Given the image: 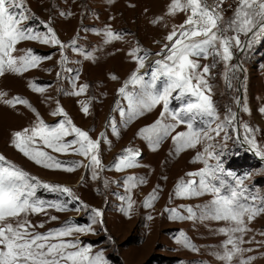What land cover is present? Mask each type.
Wrapping results in <instances>:
<instances>
[{
	"label": "rangeland",
	"instance_id": "obj_1",
	"mask_svg": "<svg viewBox=\"0 0 264 264\" xmlns=\"http://www.w3.org/2000/svg\"><path fill=\"white\" fill-rule=\"evenodd\" d=\"M22 3L23 8L18 11L29 17L23 21V27L31 29L34 35L48 37L49 42L20 40L13 55L19 58L31 50L32 55L40 58L37 65L19 73L6 67L0 75V93L5 94L0 96V155L35 178L32 183L39 182L35 199L43 202L44 210L9 218L0 222V226L27 222L29 232L41 235L72 228L71 235L50 242L76 245V249L69 251L89 247V255L102 253L105 264H241V261L264 264V212L251 220L245 216L246 230L242 233L221 232L222 228L234 227V222L201 217L204 206L214 199L213 193L184 197L175 194L181 179L198 181V177L186 175L204 168L203 159H194L198 154L211 165L217 163L214 157H207V150L219 156L222 178L228 182L221 193L242 191L247 197L242 203L264 207V161L251 156L236 138L237 126L241 139L256 155L264 153V111H261L264 109V36L256 38L240 33L243 47L233 46V56L227 65L211 55L193 57L201 69L215 61V67L210 68L205 79L211 87L218 118L209 121L185 113L186 121L191 120L212 139L202 138L195 147L178 151L173 136L187 131V123H177L169 115L161 117L162 102L134 119L121 117L118 109L127 111V100L118 94V89L138 69L130 55L133 49L138 48L140 56L147 53L145 66L139 68L138 74L146 80L151 78L154 62L166 54L162 49L171 43L166 37L174 27L179 30L184 12L169 14L171 0H22ZM237 4L235 0L233 9L223 15L226 21L233 18ZM48 28L60 44L50 42ZM108 31L119 38L108 37ZM234 34L231 30L227 33ZM81 85L88 86L86 91L73 95ZM37 88L42 91L34 90ZM128 90L132 91L133 86L129 85ZM17 97L27 103L15 102ZM189 99H178L174 93L169 111H176ZM6 100L13 103H5ZM80 101L89 104L87 114L81 110ZM57 104L76 127L99 141L96 154L102 167L91 165L90 156L81 155L71 147L67 152L46 148L38 138L35 146L61 162L62 167H44L15 148L14 132L31 129L40 120L53 127L65 119L63 114H53ZM229 110L235 114L232 124L219 135L210 131L209 125L216 128L229 115ZM157 119L165 125L175 124L167 135H161L158 143L155 136L150 141L139 134ZM113 125L118 135L113 133ZM73 139L75 134L65 137L66 141ZM128 150L138 153L135 166L117 170L116 164L129 154ZM237 179L242 180V185H237ZM44 184L67 187L71 195L45 188ZM153 193L156 198L146 207L145 200ZM129 197L132 208L125 215L122 209L127 207ZM53 205H62V210ZM188 207L193 209L195 218H187ZM173 209L175 215L170 211ZM80 227L90 230L75 231ZM230 235L236 239L240 252L229 261L222 257L226 249L232 248L225 244Z\"/></svg>",
	"mask_w": 264,
	"mask_h": 264
},
{
	"label": "snow or ice",
	"instance_id": "obj_2",
	"mask_svg": "<svg viewBox=\"0 0 264 264\" xmlns=\"http://www.w3.org/2000/svg\"><path fill=\"white\" fill-rule=\"evenodd\" d=\"M223 0H214L213 4H209L208 0H171L168 12L175 14L176 12L186 13V19L177 28L167 35L166 39L170 41V45H165L162 52L166 54L157 59L155 67L151 71V78L145 79L144 76L138 74L139 68H143L145 56L137 55L139 49H133L130 53L132 58L137 62L138 69L131 73L124 85L118 89V94L127 100V111L119 108L121 117H127L128 120L134 119L138 115H143L144 111L151 110L157 104L163 103V111L161 117L171 116L177 123H187V131L177 132L173 136L174 142L177 144V150L187 147H195L202 138L212 139L208 132L198 129L191 120H185V113L196 116L205 117L209 121L217 119L216 108L211 98V87L208 84L206 76L210 74V68L215 67V61L211 64H205L200 68L199 61L193 57L213 56L222 59L225 64L232 59L233 46L242 48L240 33L244 35L252 34L253 37L264 36V0H238L237 7L233 18L225 20L222 15L221 5ZM22 0H0V75H2L7 67L13 72L25 71L28 67H35L39 61V57L28 54L19 58L13 55L16 44L23 39H41L42 42L48 43V37H41L33 34L31 29L23 27V21L29 17L25 15ZM236 34L227 35L229 31ZM51 34L50 42L60 44L55 33L48 28ZM108 37L116 39L118 36L111 31L107 32ZM251 42H249V46ZM157 55H160L159 53ZM19 65V66H18ZM116 79L115 76L112 77ZM159 82V83H158ZM132 85L133 90L129 91L128 86ZM87 85H81L75 90L73 95H81ZM42 91V89H34ZM176 98L181 99L190 97V99L179 109L174 112L169 111V101L173 94ZM5 95L0 93V96ZM15 102L27 103L14 98ZM5 103L12 104V100H6ZM81 110L87 114L89 104L80 101ZM33 111H35L33 109ZM245 111L247 108L245 107ZM264 111V109H261ZM55 114H63L65 119L58 125L50 127L40 120L38 124L31 129L25 128L21 131L14 132L12 143L23 155L32 159L37 164H43L44 167H62L61 162L55 160L46 151L36 147L37 138L46 147L53 149L55 152H67L71 147L73 151L78 152L86 157L90 156L91 165L99 168L102 167L101 161L97 153L99 141L93 140L87 131L76 127L72 121L67 118L62 107L57 104ZM235 120V114L229 110V115L224 118L216 128L209 130L219 135L224 131L227 125H231ZM175 127V124L165 125L161 119H157L152 125L142 128L141 135L147 140L156 137L158 143L161 135H167L168 131ZM245 128L247 126L245 125ZM113 133L118 132L113 125ZM249 131H251L249 129ZM75 134V139L66 141L65 137ZM247 140L248 138L245 137ZM249 143L254 145L253 140ZM78 145L77 147H73ZM129 154L120 158L116 164L117 170L125 167H133L136 152L128 150ZM208 158H215L217 163L211 165L202 154H198L194 159H203L204 168L196 172H189V177H198L187 181L181 179L176 184L175 194L177 196H201L206 192L214 194V199L209 205H205L201 213L202 218L210 216L216 220H225L234 222L235 226L230 229L222 228L221 232H244V217L248 220L253 219L260 212H264V207H255L241 200H247L243 196L242 191L231 190L229 195H223L221 190L228 187V182L222 178L223 168L219 161V156L214 152L207 151ZM257 155L264 153L257 152ZM72 171V168L65 169ZM228 175H232L229 173ZM27 173L22 171L16 165L8 162L3 155H0V222H5L9 218H15L28 212L43 211V202L35 199V189L37 183H32ZM129 180L134 179L129 177ZM237 185H242V180L237 179ZM45 188L51 187L52 190H59L63 193L71 195V189L61 186H49L44 184ZM155 194L145 200V206L150 207L151 201L154 200ZM254 200L255 197H252ZM58 210H62V205H53ZM132 208V201L126 208L122 209L127 215ZM97 216L100 215L98 210L93 209ZM175 215V210H170ZM189 216L187 218H195V213L191 207L187 209ZM151 218V217H149ZM183 218V217H181ZM55 219V217H53ZM30 225L27 222H19L16 226L11 223H4L0 226V264H105L102 253H97L94 257L90 256L91 249L89 247H81L78 250L69 251L68 249H76V245L71 242L60 241L51 243L50 240L58 237L71 235L73 229L66 228L50 232L46 235L35 234L29 232ZM83 227L76 228L75 231H86ZM226 245H232L230 250L225 251V260H231L235 253L240 252L236 239L233 236L225 242ZM251 259V258H250ZM241 264H245L241 261Z\"/></svg>",
	"mask_w": 264,
	"mask_h": 264
},
{
	"label": "built area",
	"instance_id": "obj_3",
	"mask_svg": "<svg viewBox=\"0 0 264 264\" xmlns=\"http://www.w3.org/2000/svg\"><path fill=\"white\" fill-rule=\"evenodd\" d=\"M234 2L235 0H223V4L221 5V8H222V15L226 14L227 12H229L230 10L233 9L234 7ZM208 3L211 5L214 3V0H208ZM186 13H184V17L181 21V24H183V22L185 21L186 19Z\"/></svg>",
	"mask_w": 264,
	"mask_h": 264
},
{
	"label": "water",
	"instance_id": "obj_4",
	"mask_svg": "<svg viewBox=\"0 0 264 264\" xmlns=\"http://www.w3.org/2000/svg\"><path fill=\"white\" fill-rule=\"evenodd\" d=\"M238 100L240 101L241 100V94L239 95V98H238ZM239 106H237V108H238ZM236 125H237V123H236ZM236 130H237V134H236V138L238 139V141H239V143H240V145H241V147L242 148H244V149H246L247 151H248V153L251 155V156H253V157H255V158H257V159H260V160H262V161H264V158H259V156H257L256 155V152L254 151V150H252L242 139H241V137H240V134H239V132H238V128H237V126H236Z\"/></svg>",
	"mask_w": 264,
	"mask_h": 264
}]
</instances>
